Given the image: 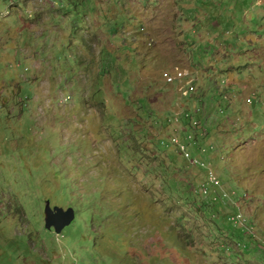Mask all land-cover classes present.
<instances>
[{
	"label": "rangeland",
	"instance_id": "rangeland-1",
	"mask_svg": "<svg viewBox=\"0 0 264 264\" xmlns=\"http://www.w3.org/2000/svg\"><path fill=\"white\" fill-rule=\"evenodd\" d=\"M222 1L0 0V264H264V0ZM202 91L204 154L173 131Z\"/></svg>",
	"mask_w": 264,
	"mask_h": 264
},
{
	"label": "clouds",
	"instance_id": "clouds-1",
	"mask_svg": "<svg viewBox=\"0 0 264 264\" xmlns=\"http://www.w3.org/2000/svg\"><path fill=\"white\" fill-rule=\"evenodd\" d=\"M5 1H10V2H12V5H13L14 3L19 2L21 0H18V1L5 0ZM148 1H151V0H148ZM153 1H157V0H153ZM226 1L227 0H224V1H222V3H226ZM145 3L148 4L147 2H145ZM227 6L228 7H231L232 5L230 3H228ZM125 9L127 10V12L129 14H133V16H135V19L136 20L138 19V17H136V15L133 13V11L131 9H129V8H125ZM185 12H186L185 10H182L181 11V14H183L184 17H186ZM32 15H33V12H30L29 13V16L31 17ZM186 18H188V17H186ZM196 19H197V17H196ZM233 68H234L233 65H229V70L230 69H233ZM182 74L185 75V76H190L191 75V73L189 71L182 72ZM180 75H181L180 72L176 73V71H175L173 73H170L169 76L167 75L166 78L174 77L176 79ZM226 81L227 80L222 81L221 84H218L217 89L219 91L218 93H221L222 94V98L225 100V102H228L229 103V102L232 101L231 98H230V95H229V89H230L229 85L231 83H229L227 86H225ZM188 83L190 85H192L193 87H196V84H193L194 83V79L189 80ZM201 93H202L204 99L198 101L195 104V110L194 111H192L189 106L182 105V111L180 112V114L183 115L182 116V121H181V123L177 127H175L173 129V131L175 133H181V132L186 133L185 134V137L186 138H184V139H186V142H189V144H191L193 146L197 143V139L200 142H202V138L205 135H207V132H210L209 131L208 124H211V120L213 118H215L216 115H224V112H225V110L223 109L224 108V104H215V103H212L211 101H208L207 100L205 91H202ZM217 98H218V96H217ZM245 101L248 104V102L249 103L251 102V99L246 95ZM210 104H213V105H210ZM209 136H210V134H208L207 138ZM207 138L205 139V141L207 140ZM135 139L133 141L134 143H135ZM172 139H173L172 141L170 140V141H167L166 142V145L167 146H170L172 144V142H173V144L176 145V147H177L176 150L178 152H180L181 154H184V156L186 158H188V159L190 157H192L191 152L189 154L187 152V148L188 147L184 148V150H183V147L180 144V143H183L182 142L183 141V136L182 137H179L178 134H176ZM113 144H115V143L113 142ZM209 147H210V149L211 148H214V145H210ZM132 148H134V147H132ZM134 150L136 152H138L135 148H134ZM205 151H207V150L204 149V148H202V151L201 150H195V152H200V153H205ZM184 152H186L187 155ZM119 153H121V152L118 150L117 151V157H118ZM130 154L132 155V158H133L134 163L137 164L136 166L133 167L134 169L139 170V168H140L144 172H147V173L154 172L152 170L153 168H155L154 159H152V161L148 162L144 158H142L144 160L142 162H140V160H141L140 159V156L138 158V156L135 153H131L130 152ZM192 158H195V157H192ZM195 159H196L195 161H192L193 164L199 165L201 167L206 166V163H205V161L203 159H201V158H195ZM139 164H141V166H139ZM210 175H212V171H210ZM210 180L211 181H214V182H217V179L215 178V176L213 178H211ZM203 186H205V185H203ZM206 189L207 188L205 186V190ZM47 201H49L51 207H55V206L64 207L63 205H58V204L52 205L51 200H47ZM72 205H74V204L72 203ZM45 206H46V204H45ZM70 207H72L74 209V211H75V217H76V207L75 206H70ZM65 209H67V208H65ZM44 213H45V211H44ZM75 217H74V219H75ZM44 219H45V214H44ZM74 219H73V221H74ZM52 228H48V229L51 230ZM54 232H56L55 231V228H54ZM56 233H58V232H56Z\"/></svg>",
	"mask_w": 264,
	"mask_h": 264
},
{
	"label": "water",
	"instance_id": "water-1",
	"mask_svg": "<svg viewBox=\"0 0 264 264\" xmlns=\"http://www.w3.org/2000/svg\"><path fill=\"white\" fill-rule=\"evenodd\" d=\"M44 214L47 228L53 227L58 233L68 226L75 217V211L72 207L67 209L60 206L51 207L49 201L46 203Z\"/></svg>",
	"mask_w": 264,
	"mask_h": 264
},
{
	"label": "trees",
	"instance_id": "trees-1",
	"mask_svg": "<svg viewBox=\"0 0 264 264\" xmlns=\"http://www.w3.org/2000/svg\"><path fill=\"white\" fill-rule=\"evenodd\" d=\"M212 121H214V119L213 120H211V123H212ZM208 131V130H207ZM212 132H207V135H205L203 138H202V142H200L198 139H197V143L194 145L196 148H195V150H201L202 151V148H204V149H206L207 151H208V148H205L204 147V145L206 144V142H205V139L207 138V136H208V134H211ZM210 148V147H209ZM210 150H214V148H211ZM207 151H205V153L207 152ZM204 154V153H203ZM211 157H210V159H212L213 157V155H210ZM141 160H140V162H142L144 159H142V158H140Z\"/></svg>",
	"mask_w": 264,
	"mask_h": 264
},
{
	"label": "flooded vegetation",
	"instance_id": "flooded-vegetation-1",
	"mask_svg": "<svg viewBox=\"0 0 264 264\" xmlns=\"http://www.w3.org/2000/svg\"><path fill=\"white\" fill-rule=\"evenodd\" d=\"M47 203V200H45V204ZM52 205H54V204H52ZM65 208H68V207H70V206H74V205H72V202H70V203H68V204H64L63 205ZM45 208V207H44ZM53 232H54V228H52L51 229Z\"/></svg>",
	"mask_w": 264,
	"mask_h": 264
},
{
	"label": "bare ground",
	"instance_id": "bare-ground-1",
	"mask_svg": "<svg viewBox=\"0 0 264 264\" xmlns=\"http://www.w3.org/2000/svg\"><path fill=\"white\" fill-rule=\"evenodd\" d=\"M11 1H18V0H11Z\"/></svg>",
	"mask_w": 264,
	"mask_h": 264
}]
</instances>
